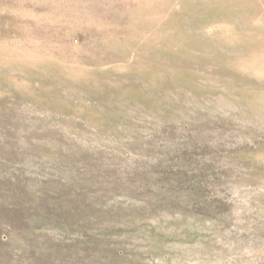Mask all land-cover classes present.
<instances>
[{
    "label": "rangeland",
    "instance_id": "rangeland-1",
    "mask_svg": "<svg viewBox=\"0 0 264 264\" xmlns=\"http://www.w3.org/2000/svg\"><path fill=\"white\" fill-rule=\"evenodd\" d=\"M0 264H264V0H0Z\"/></svg>",
    "mask_w": 264,
    "mask_h": 264
}]
</instances>
